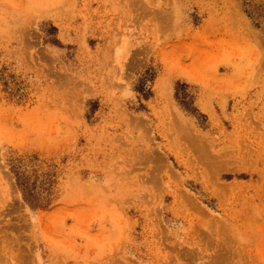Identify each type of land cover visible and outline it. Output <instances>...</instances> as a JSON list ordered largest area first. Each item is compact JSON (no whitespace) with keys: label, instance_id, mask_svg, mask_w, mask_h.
I'll use <instances>...</instances> for the list:
<instances>
[{"label":"rangeland","instance_id":"374dc122","mask_svg":"<svg viewBox=\"0 0 264 264\" xmlns=\"http://www.w3.org/2000/svg\"><path fill=\"white\" fill-rule=\"evenodd\" d=\"M0 264H264V0H0Z\"/></svg>","mask_w":264,"mask_h":264}]
</instances>
